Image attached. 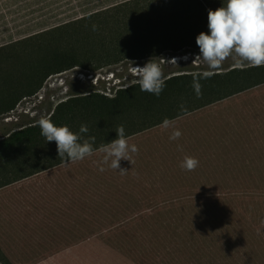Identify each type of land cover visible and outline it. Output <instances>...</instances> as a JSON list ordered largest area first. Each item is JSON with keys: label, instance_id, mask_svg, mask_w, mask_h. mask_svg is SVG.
<instances>
[{"label": "rangeland", "instance_id": "rangeland-1", "mask_svg": "<svg viewBox=\"0 0 264 264\" xmlns=\"http://www.w3.org/2000/svg\"><path fill=\"white\" fill-rule=\"evenodd\" d=\"M125 1L0 0V99L19 104L35 94L50 75L28 92L54 66L52 54L71 49L59 36L65 30L41 34ZM73 50L80 63L62 71V101L92 93L113 98L134 84L133 67L150 60L100 65L77 54L78 45ZM198 54L187 47L154 59L166 80L210 71L193 64ZM249 66L229 58L211 71ZM245 78L235 85L224 79L225 86L234 91ZM191 84L153 94L152 109L162 114L149 119L156 125L126 136L130 148L138 149L120 161L126 174L105 164L96 149L82 161L47 169L48 175L24 187L2 190L0 264H264V83L210 103L211 96L186 94ZM53 91H46L34 113L18 110L16 121L2 123L0 136L48 118L58 105L49 99ZM131 121L122 124L125 135ZM177 130L180 137L170 140ZM105 137L114 140L117 133ZM185 156L199 161L194 171L180 168ZM0 175H6L0 181L13 177Z\"/></svg>", "mask_w": 264, "mask_h": 264}, {"label": "trees", "instance_id": "trees-1", "mask_svg": "<svg viewBox=\"0 0 264 264\" xmlns=\"http://www.w3.org/2000/svg\"><path fill=\"white\" fill-rule=\"evenodd\" d=\"M226 2L227 0H128L45 32L40 37H51L53 32L65 30L59 36L72 46L71 49L64 48L52 54L54 66L46 69L42 81L36 83L28 94L35 93L46 76L80 63L73 50L76 45L77 54L88 56L92 59L90 62L100 65H110L126 59H154L165 52L176 54L187 47L199 50L196 37L201 32L208 33L203 30L208 24V10L215 11L226 6ZM93 25L97 26L95 31ZM242 76H246L242 79L245 83L239 89L233 91V87L230 89L225 86L224 79H233L235 85L236 80ZM194 79H199L206 90L201 91L199 98L211 96L206 101L210 103L264 83V66L233 68L226 73H213L210 77L200 73L175 75L164 80L163 91L168 89L176 92L187 83L193 84ZM192 84L186 89V94L196 96ZM153 96L140 91L138 84H132L118 89L113 98L99 93L69 98L59 103L47 119L57 127L67 126L73 133L80 135L81 143L83 140L92 142L90 138L95 137L92 146L96 150L101 145L112 142L109 137L103 136L116 132L119 125L127 124L128 118L132 119L130 123L133 124L125 137L156 125L154 121L149 122V119L162 113L159 109H152ZM17 101L9 103L0 99V108H4L1 113L11 110ZM135 116L138 118L133 122ZM81 125L87 126L86 133H80ZM60 164L62 162L58 157L56 143L46 142L37 123L32 122L13 131L0 141V172H10L13 176L12 179L0 181V187Z\"/></svg>", "mask_w": 264, "mask_h": 264}, {"label": "clouds", "instance_id": "clouds-1", "mask_svg": "<svg viewBox=\"0 0 264 264\" xmlns=\"http://www.w3.org/2000/svg\"><path fill=\"white\" fill-rule=\"evenodd\" d=\"M93 25V30H96ZM208 33L201 32L196 37V45L199 54L195 56L193 64L202 63L210 71L204 74L205 77L213 75L225 60L231 58L236 65L244 62L260 67L264 66V0H227L226 6L215 11L208 10ZM171 63L175 64V61ZM135 73L134 84H138L140 91L154 94L157 97L164 88L163 70L156 62L150 59L143 67H133ZM197 98L201 95V84L199 79H194L192 84ZM168 121L164 126H168ZM41 135L47 143L55 142L58 157L65 165L84 160L93 155L92 143L95 137L83 140L80 135L73 133L67 126L57 127L51 120L41 118L37 122ZM80 133H86L88 128L81 125ZM117 138L108 144H103L96 151L103 154V162L118 170L121 175L127 170L120 168L121 160H128L129 151L136 152L138 149L133 145L129 146L125 137L124 127L116 129ZM181 133L174 131L169 137L170 140H177ZM179 150L182 151V148ZM199 165L196 158L185 156L180 163V168L186 171H194ZM104 169L101 168V171ZM264 223V221H262Z\"/></svg>", "mask_w": 264, "mask_h": 264}, {"label": "built area", "instance_id": "built-area-1", "mask_svg": "<svg viewBox=\"0 0 264 264\" xmlns=\"http://www.w3.org/2000/svg\"><path fill=\"white\" fill-rule=\"evenodd\" d=\"M64 74H65L64 72H60V73H56V74L48 76L46 80L43 82L40 89L35 94L32 95L33 97L32 96L23 97L20 100V103L23 102L21 107H20V103L16 104L13 109L9 110L6 113L1 114L0 115V126L2 123H9L13 120L16 121L18 119V116L16 115V112L18 110H20L19 113L21 111L26 112V114L34 113V108L37 107L38 105L37 103H40L46 97L45 94L48 89L54 90L53 92L50 93V96H49V99L51 101H53L56 105L63 102L64 101V100L62 101V99H64L63 94L66 93V88H67L65 86ZM121 86L122 85H120V83L117 84V87H121ZM59 94L61 95L60 97H59ZM31 99H33V101H31ZM7 136L8 134L0 136V141L3 140Z\"/></svg>", "mask_w": 264, "mask_h": 264}, {"label": "crops", "instance_id": "crops-1", "mask_svg": "<svg viewBox=\"0 0 264 264\" xmlns=\"http://www.w3.org/2000/svg\"><path fill=\"white\" fill-rule=\"evenodd\" d=\"M51 169H53V167L51 168ZM50 170V169H49ZM51 171V170H50ZM50 171H47V170H45V171H42L41 173L39 172V174L38 175H31V176H29V177H26V178H22V179H19V180H17V181H13V182H11L10 184H8V185H6V186H3V187H0V192H2V190H4V189H9V188H18V186L19 187H24L25 185H26V183L25 182H29V180L31 181V180H37L40 176H43V175H48L47 173L48 172H50ZM42 174V175H41ZM51 175V174H50ZM23 191H21L20 190V195L22 194L23 195V193H22ZM42 207V206H41ZM40 207V208H41ZM38 210H39V208H38Z\"/></svg>", "mask_w": 264, "mask_h": 264}, {"label": "bare ground", "instance_id": "bare-ground-1", "mask_svg": "<svg viewBox=\"0 0 264 264\" xmlns=\"http://www.w3.org/2000/svg\"><path fill=\"white\" fill-rule=\"evenodd\" d=\"M176 59H177V58H176ZM176 59H175V60H176Z\"/></svg>", "mask_w": 264, "mask_h": 264}]
</instances>
